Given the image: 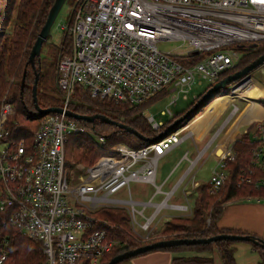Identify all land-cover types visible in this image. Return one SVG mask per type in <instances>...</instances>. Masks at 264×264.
Masks as SVG:
<instances>
[{"label":"built area","instance_id":"1","mask_svg":"<svg viewBox=\"0 0 264 264\" xmlns=\"http://www.w3.org/2000/svg\"><path fill=\"white\" fill-rule=\"evenodd\" d=\"M59 28L71 37L69 54L57 64L63 112L43 116L27 141L14 136L12 102H0V264L9 259L10 241L4 233L9 228L40 245L41 264H103L116 243L106 230L110 224L93 217L99 210L125 209L131 228L141 232L152 230L162 210L191 215L188 200L169 203L174 191L164 193L156 185L158 162L191 138L190 133L181 136L188 123L155 143L137 149L116 144L89 167L69 169L66 144L72 135L90 134L97 144L105 140L64 112L78 88L91 99L127 106L170 92L174 95L160 116L171 119L170 107L179 98L188 99L195 79L211 87L233 70L240 48L264 42V0H76L68 25ZM158 42H181L186 51L164 53L157 49ZM237 110L234 107L232 114ZM143 116L154 130L164 125L145 111ZM255 131L264 142L261 123ZM198 157L186 156L189 169L184 177ZM224 157L232 159V153L213 170L210 194L226 178ZM133 183L153 186L164 198L158 204L135 202ZM121 191L128 200L118 197ZM148 207L153 212L145 216Z\"/></svg>","mask_w":264,"mask_h":264},{"label":"trees","instance_id":"2","mask_svg":"<svg viewBox=\"0 0 264 264\" xmlns=\"http://www.w3.org/2000/svg\"><path fill=\"white\" fill-rule=\"evenodd\" d=\"M53 3L54 0H0V102L2 98L6 97L4 94L8 90L6 99L12 102L16 111L15 115L20 117L19 121H16V125H12L14 136L18 139L23 138L30 141L42 118L36 113L32 102V87L36 74L38 75L36 92L38 106L41 109H48L57 108L61 105V93L56 86L57 75H54L52 67L48 71L43 72L45 67L40 57L35 61L34 69L28 63L31 48L47 19ZM64 33L59 47L51 51L52 54L60 52V57L69 54L71 50V39L69 43L68 31ZM240 50L239 61L233 70L223 74L220 80L243 69L263 55L264 42L257 43L255 47L247 46L246 48H240ZM199 58L196 57L195 59L198 60ZM23 75L24 85L21 88ZM41 85L42 93L40 92ZM54 87L58 96L51 94V90H54ZM209 88L207 87L206 90ZM225 89L220 90L215 95V98ZM202 95L194 100L190 108ZM261 101L260 104L264 108V99ZM146 102L135 106L114 105L110 102L91 99L87 92L78 88L68 107L69 111L82 116H105L117 124L133 129L147 141L139 140L137 137L118 128V126L104 124L99 121H94L93 123L76 121L78 125L85 128L89 133L92 132L97 136L103 137L105 143L97 144L92 136L86 133L72 135L66 144V166L69 169H75L79 165L84 166V168L89 167L116 144L126 143V146L134 149L148 145V140L156 137L160 131H164L186 112L174 115L158 131L152 129L143 116L145 110L143 105ZM204 108L205 106L200 109L199 113ZM261 126L264 127V121ZM256 133V131L253 133L254 136ZM252 138L249 134H245L232 143V159L228 157L223 159L226 178L220 188L215 193L210 194L208 185L202 186L196 194L192 215L171 218L172 220L167 221L164 225L160 237L154 239L151 243L171 239H208L218 235L250 236L247 233L219 228L217 222L222 213V208L227 202L246 197L264 198V186L261 185L264 173L263 169L256 165L258 148L263 144V141H261L260 137L255 140ZM131 141L135 144L131 145ZM96 216L110 224V226L106 227V230L109 238L116 243L112 250V252L115 250L113 257L139 248L144 244L142 239L139 240L131 234L129 218L125 210L105 208L98 211ZM207 218L209 221H207ZM4 233L8 234L10 241L9 259L5 264H41L44 257L38 243L29 240L20 232L11 228L5 230ZM251 246L254 250L261 253V264H264L262 251L257 246ZM163 251L174 254L171 264H215L212 257L213 253L217 254L222 264H236L235 243L230 241H218L205 245L178 246L163 249ZM111 253L106 257L103 264H107L113 258H109ZM187 253H194L195 255L188 256ZM107 259L109 260L107 261Z\"/></svg>","mask_w":264,"mask_h":264},{"label":"rangeland","instance_id":"3","mask_svg":"<svg viewBox=\"0 0 264 264\" xmlns=\"http://www.w3.org/2000/svg\"><path fill=\"white\" fill-rule=\"evenodd\" d=\"M74 3H75V0H66L65 1L64 5L62 6L59 14L56 17L54 24L50 30V33H49L47 40L44 42V44L42 46L41 54H40V60L42 61L43 66L45 67V68H43V72L48 71V69L50 67H52L54 75L55 76L57 75V73H56L57 64H58L61 53L55 52L52 54L51 51L56 50V47H59V45L62 41L63 35L65 34L64 33L65 30H61L59 28V26H67L68 25L69 18H70ZM70 39H71V37H70V34L68 32V42L69 43H70ZM156 47L159 51L164 52V53H171L172 55H179V54L185 53V51H186V45L182 44L181 42H158ZM250 75H251V78L249 80H247L244 84L254 81L257 84L264 86V65L261 66L260 68L256 69V70H254ZM198 80H199L198 78L195 79V82L192 84V89H191L190 93L188 94V99L186 101L179 98L178 102L175 105L170 107V109L174 115H177L179 113H182V112L189 110L191 104L193 103V98L198 97L205 92V90L207 88V83L203 82L202 85H198L197 84ZM14 82H16V81H14ZM55 87H54V90H51L52 95H57ZM257 87H259V85ZM40 92L42 93V85L40 86ZM7 94H8V90L5 92L4 95L7 97ZM237 94L238 93H236V92L232 93L230 87L226 88L225 90L222 91V93L218 97H216L215 99H212V101H210L208 103V105L205 106V108L202 112L195 115L194 120L197 116L200 117L201 115H203V113L206 110H208L209 108H211L213 106L214 102L219 100L218 98L223 97V96H230L231 95L234 97L233 99L230 100V103L232 102V105L230 108L231 113H232L234 107H237L238 110L242 112L243 109L245 108V104H247V103L243 99L236 98ZM173 95L174 94L173 93L171 94L170 92H167L164 94L161 93V94H159V96L157 98L150 100V101H147L143 105V109H145L144 110L145 113L154 117L155 121H157V122L161 121L163 124H167L170 119L167 117H161L160 113L166 109V107L168 106L169 102L171 101ZM6 97H4V98H6ZM8 97H9V95H8ZM4 98H2V100ZM260 99H262V98H246L245 99V100H250V101H247L249 103V106H250V102L253 104V110H252L253 114H252L251 120L253 118H255L256 120H259L261 118V115L259 112L260 110L256 105V104H259L260 102H262V101H260ZM229 104L224 105L220 112L218 111V108H216V110L213 113L217 115L218 114L217 112H219V114L217 116V117H219L223 110L226 109V112L228 111V105ZM249 106H248V109L245 111L246 113H244L238 117L237 123H243V122L249 121L248 120L249 118L247 117V112L249 110ZM15 114H16V111H15ZM227 114H226V116H227ZM211 115H210V117H212ZM19 118H20L19 116L14 115L11 122L16 124V121H19L18 120ZM190 121L188 122V124H190ZM14 124H12V125H14ZM188 124H186V125H188ZM190 130H191V128H186L185 130L182 131L181 136L182 137L186 136L187 134L190 133ZM254 131H255V129L251 133H253ZM231 132H232V127L229 129V131H227L226 136L219 143L221 144L231 134ZM160 133H161V131L157 135H159ZM216 133H214L212 137H211V134L206 135L198 143L194 142L193 137L188 138L185 141H183L179 146H177V148L171 154H169L164 159H162L158 162L156 185L161 186L162 192L165 193V191L170 192L172 190L173 191L175 190L173 192L172 196H176L177 193H179L180 188L178 186L182 187L184 182L181 185L183 178L181 177V179L179 181H178V178H180V176L184 173V171L186 169H189V162L187 161L186 156L188 159H190V158H192V155L194 154L193 152L196 150H199L198 152H196V154L194 156V160H196V158L202 154L201 149L209 141L210 137H211V139L208 143H210L211 140L214 139V136ZM133 144H135V143L133 141H131V145H133ZM220 148H221V145H218L217 149L219 151H221ZM216 165L217 164L213 163L207 156L204 157L202 155L200 161L194 165L193 169H191V173H189V174L194 175V180H195V182H197L199 184V187L201 185H207L209 180H210V177L212 175L213 170H215L217 167ZM161 174L167 175L166 179L164 178L165 179L164 181L160 177ZM78 176H79V174H78ZM162 183H163V185H162ZM188 187L189 188L191 187L190 183H189ZM195 187H197V186H195ZM197 189H198V187L194 188V192L197 191ZM130 190H131L132 200L135 202H138V203H147L150 201L152 204H158L164 198L163 193L157 194L156 188L153 186H150L148 184L133 183L130 186ZM214 196H216V195H214ZM118 197H120L124 200L129 199L127 194H126V191L119 192ZM169 203H173L172 197H171ZM136 208H140V207L136 206ZM123 210H125V209H123ZM152 212H153V208L148 207L145 210L144 214H145V216H150L152 214ZM168 214L169 213L167 210H162L158 214L157 218L155 219L154 226H153L152 230L149 232L134 231L131 228V225L129 224V227L131 228V234L134 237H136L137 239H139V240L142 239L144 241V244L141 245V247L152 244L151 242L154 239L160 237V233H161L164 225L167 223V221L172 220V219L167 220L165 218V215H168ZM172 215L176 216V214H172ZM93 217H96V215H93ZM208 218H207V221H209ZM136 219L140 220L139 217H136ZM171 240H180V239H171ZM164 241H168V240H164ZM153 243H155V242H153ZM238 245H243L244 247H250V244H248V243H235L236 247H238ZM114 255H115V250L111 253L109 258L113 257ZM187 255L192 256L195 254L194 253H187ZM254 255H255V260L258 262L259 258L257 257L256 254H253L252 257H254ZM215 257H216V262L222 264L219 257L217 255H215ZM238 258L242 264H251L250 259H247V257L245 255H243L242 252H240L238 254ZM108 260L109 259H107V261Z\"/></svg>","mask_w":264,"mask_h":264},{"label":"crops","instance_id":"4","mask_svg":"<svg viewBox=\"0 0 264 264\" xmlns=\"http://www.w3.org/2000/svg\"><path fill=\"white\" fill-rule=\"evenodd\" d=\"M251 85H259V84L252 81L250 83H246V85L242 86V88L250 90ZM263 88H264V86H263ZM263 99H264V97L262 99H260V101ZM244 101L247 104H245V108L243 109L242 112L237 110L236 113L232 114L230 111V108L232 105V102H231L228 105V111L226 112V109L223 110L219 117H217V116H218L219 112L221 111L223 105H217L213 108V106H214V103H213L211 110H210V108L208 109L209 112L207 113V115L203 119L204 121H208V124L204 127L199 128V129H197V127L200 124V121H197L199 119V117L196 118L197 122L196 121L194 122V119H193V121L190 122V124H189V128H191L190 134H191V138L193 137V140L195 143L200 142L202 140V138H204L206 135L211 134V137H212L213 134L217 132L214 136V139L211 140L210 143H208L211 139V137H210L209 141L201 149L202 154L198 157L199 158L198 162L200 161V159L203 155L204 157L207 156L213 163L217 164L216 166H218V161L224 155L231 152L232 143L236 139H238L240 136L245 135V134H249L251 138L254 137L252 139H254V140L259 139V137H260L259 133H256V135L259 136V137H257L256 135L254 136V134H253L255 131L253 133H251V132L256 128V126L258 124H260L264 121V108L261 106L260 103L259 104L255 103L260 110L259 112H260L261 118L259 120H256L255 118H253L251 120L252 114H253V112H252L253 104L250 102V106H249V103L247 101H250V100H244ZM248 106H249V110L247 112V117L249 118L248 119L249 121L243 122V123H237L238 117L240 115L246 113L245 111L248 109ZM216 108H218V111H219V112H217L218 113L217 115L213 113L216 110ZM226 114H227V116H226ZM210 115L212 117H210ZM203 125H204V123L202 124V122H201L200 126H203ZM231 127H232L231 134L220 144L219 142L226 136L227 131H229V129ZM195 129H197V130H195ZM218 145H221V148H220L221 151H219L217 149ZM175 149H173L169 154H171ZM258 149L260 150V154L258 155V160L256 162V165H257V167L262 168L263 173H264V166H263L264 165V142H263V144H261V146ZM198 151L199 150H196L193 152L194 154L192 155V158H190L191 160L194 159V156H195L196 152H198ZM168 155H166V156H168ZM164 158H162V159H164ZM187 171H188V169H186L184 171V173L180 176V178H178V181L181 179V177L182 178L184 177V175L186 174ZM190 173H191V171H190ZM160 177L164 181L166 179L167 175L161 174ZM192 177L194 178V175L189 174L187 177L183 178V181L181 182V185L184 182L183 186L182 187L178 186L180 188L179 193H177L176 196H172L174 204H184L185 201L188 200L191 208L193 209L194 200H195V197H196L198 190L202 186H206V185H201L199 187V184L197 182H195V180H193V181L191 180ZM263 179H264V175H263ZM189 183L191 185L190 188L188 187ZM194 183L197 184L196 186L198 187L197 191H195V192H194V188H197V187H195V185H193ZM167 192H169V191H165V193H167ZM168 213H169L168 215H165V218L167 220L171 219L172 217H174V218L175 217H184L181 214L173 213L170 211H168ZM172 214H176V216H173ZM191 215H192V213H191ZM191 215H189V216H191ZM217 226L219 228H222V229H228V230H232V231H239L242 233H247V234L256 236V237L264 240V198L246 197V198L235 199V200H232L230 202H227L222 208V213L218 219ZM235 249H236V251H235V263L236 264H242L238 258V254L240 252H242V254L245 255L247 257V259H250L251 264H261V262H262L261 253L257 250H254L251 245H250V247H244L243 245H238V247L235 246ZM253 254H256L257 257L259 258L258 262L255 260V255H254V257H252ZM215 255H217V254L216 253L212 254V257L214 259V263L220 264V263L216 262ZM173 256H174V254H172L168 251L157 250V251L148 252V253L140 255V256H136V257L131 258L127 261H124L120 264H171V260H172Z\"/></svg>","mask_w":264,"mask_h":264},{"label":"water","instance_id":"5","mask_svg":"<svg viewBox=\"0 0 264 264\" xmlns=\"http://www.w3.org/2000/svg\"><path fill=\"white\" fill-rule=\"evenodd\" d=\"M66 0H54L52 7L49 10L47 19L41 28L40 32L38 33L36 40L31 48L28 63L31 65L32 69L35 68V61L39 59L41 54V49L44 42L47 40L50 30L56 20L57 15L59 14L62 6L64 5ZM256 44L251 45L250 47H255ZM196 54V53H193ZM264 65V54L258 57L256 60L252 61L250 64L245 66L243 69L234 72L226 76L225 78L219 80L217 83L212 85L209 89L205 91V93L194 103V105L187 110L180 118L175 120L172 124H170L163 132L159 135L154 137L153 139L148 140L150 143H155L157 141L162 140L169 134L175 132L179 128L185 126L192 117L197 115L200 109L206 105L212 99L215 98V95L222 89L230 87L231 91L237 89L238 87L242 86L247 80L251 78V73L260 68ZM37 81L38 75H35V81L32 87V102L34 104V109L39 116L43 117L48 114H61L63 110L59 107L57 108H48V109H41L37 104ZM24 85V75L21 79V88ZM64 114L74 119L75 121H83L86 123H93L94 121H99L104 124L118 126V128L124 130L125 132L137 137L139 140L147 141L142 135L138 132L134 131L133 129L126 127L122 124H117L116 122L110 120L105 116L100 115H92V116H82L72 113L71 111H65ZM184 122V123H183ZM183 123L182 126H180ZM218 241H230L234 243H248L253 246H257L263 253L264 256V241L258 239L254 236L249 235H218L215 237H211L208 239H180V240H168V241H158L143 247H139L133 250L126 251L122 254L116 255L113 257L107 264H120L124 261H127L131 258L136 256H140L146 254L148 252L163 250V249H170L173 247L178 246H194V245H205L210 244Z\"/></svg>","mask_w":264,"mask_h":264},{"label":"bare ground","instance_id":"6","mask_svg":"<svg viewBox=\"0 0 264 264\" xmlns=\"http://www.w3.org/2000/svg\"><path fill=\"white\" fill-rule=\"evenodd\" d=\"M244 85H246V84H244ZM244 85H242V86H244ZM242 86H240V87H238L237 89L234 90V92L238 93L237 96H236V98H240V99L245 100L246 98H263L264 97V88L260 84H259V87H257L258 85H251L250 90L249 89H245V88L243 89ZM234 92H232V93H234ZM233 98L234 97L231 96V95L230 96L220 97V98H218L219 99L218 101L214 102L213 108L215 106H217V105H223L224 106L226 104H229L230 103V100L233 99ZM210 110H211V108H210ZM208 112H209V110H206L203 113V115H201L199 117V119L197 120V121H200V124L197 127V129H199L201 127H204V126H206L208 124V121H204L203 120L205 118V116L207 115ZM201 122H202V124L204 123L203 126H200L201 125ZM197 129H195V130H197Z\"/></svg>","mask_w":264,"mask_h":264}]
</instances>
